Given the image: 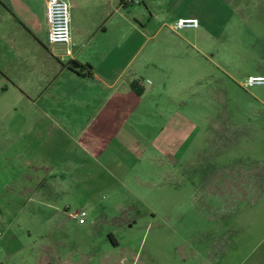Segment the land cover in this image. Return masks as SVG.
I'll list each match as a JSON object with an SVG mask.
<instances>
[{
	"label": "rangeland",
	"instance_id": "obj_1",
	"mask_svg": "<svg viewBox=\"0 0 264 264\" xmlns=\"http://www.w3.org/2000/svg\"><path fill=\"white\" fill-rule=\"evenodd\" d=\"M233 3L229 30L200 39L199 67L132 77L142 103L102 134V151L59 130L26 151L53 165L58 195L28 184L11 200L6 213L23 212L0 228V264H264V86H246L264 76V0ZM35 110L6 116L0 99V143L52 126ZM80 210L84 224L70 217Z\"/></svg>",
	"mask_w": 264,
	"mask_h": 264
},
{
	"label": "crops",
	"instance_id": "obj_2",
	"mask_svg": "<svg viewBox=\"0 0 264 264\" xmlns=\"http://www.w3.org/2000/svg\"><path fill=\"white\" fill-rule=\"evenodd\" d=\"M68 2L71 57L64 46L48 42L46 0H0V99L5 115L26 118L28 104L52 124L43 130L40 123L29 141L23 132L0 143V151L11 152L0 169V204L5 202L4 211L0 207V228L7 231L23 211L10 215L6 208L30 190L28 184L41 199L58 195L53 165L44 160L27 162L26 151L40 149L44 132L52 135L59 130L67 144L93 155L102 151V134L117 136L115 120L124 113L136 114L142 103L131 89L132 77L163 79L169 68L199 67L201 40L228 31L235 14L233 0ZM190 18L199 20V28L175 30L180 19ZM77 64L91 69L82 71ZM60 119L65 128H59ZM46 204L52 207L51 202Z\"/></svg>",
	"mask_w": 264,
	"mask_h": 264
},
{
	"label": "built area",
	"instance_id": "obj_3",
	"mask_svg": "<svg viewBox=\"0 0 264 264\" xmlns=\"http://www.w3.org/2000/svg\"><path fill=\"white\" fill-rule=\"evenodd\" d=\"M46 4L49 26L48 42L51 45L64 46L66 55L71 57L73 54L71 5L68 0H46ZM199 26L200 22L198 19H180L175 26V30L197 29ZM246 86H264V76L250 77ZM70 217L77 220L80 224H84L87 212L80 210L71 214Z\"/></svg>",
	"mask_w": 264,
	"mask_h": 264
},
{
	"label": "trees",
	"instance_id": "obj_4",
	"mask_svg": "<svg viewBox=\"0 0 264 264\" xmlns=\"http://www.w3.org/2000/svg\"><path fill=\"white\" fill-rule=\"evenodd\" d=\"M76 67L80 68L82 71L83 70L91 69V66H89V65L83 66V65L77 64ZM132 89H135V86L134 85L132 86Z\"/></svg>",
	"mask_w": 264,
	"mask_h": 264
}]
</instances>
